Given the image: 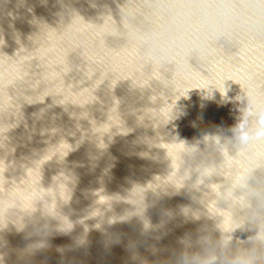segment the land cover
<instances>
[{"label": "water", "instance_id": "95a60500", "mask_svg": "<svg viewBox=\"0 0 264 264\" xmlns=\"http://www.w3.org/2000/svg\"><path fill=\"white\" fill-rule=\"evenodd\" d=\"M246 106L264 135V0H0L3 264L31 227L30 264H166L198 207L185 143Z\"/></svg>", "mask_w": 264, "mask_h": 264}, {"label": "clouds", "instance_id": "9594fccd", "mask_svg": "<svg viewBox=\"0 0 264 264\" xmlns=\"http://www.w3.org/2000/svg\"><path fill=\"white\" fill-rule=\"evenodd\" d=\"M222 87L225 93L231 91L228 83ZM247 108L238 109L240 115L233 128L222 134L205 131L194 143H185L186 151L180 156L187 155L194 166L179 173L181 177L187 174L181 189L198 207L183 206L177 226L191 224L193 229L178 238L181 250L171 253L172 259L166 264H264V135H257L262 128L258 111L250 114ZM229 159L241 160L243 167L233 164L229 168ZM200 179L203 183L197 185ZM210 184L219 185L218 194L210 191ZM211 201L216 211L210 215L206 205ZM174 220L176 214L171 212L169 222ZM51 231L31 227L26 236L31 242L21 254V264H30L35 252L48 247Z\"/></svg>", "mask_w": 264, "mask_h": 264}]
</instances>
